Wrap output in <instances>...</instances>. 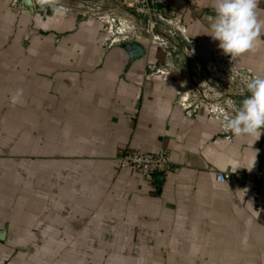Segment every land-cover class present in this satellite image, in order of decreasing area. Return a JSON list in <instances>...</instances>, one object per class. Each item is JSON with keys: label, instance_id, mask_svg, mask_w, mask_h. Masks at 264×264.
<instances>
[{"label": "crops", "instance_id": "0c3cea01", "mask_svg": "<svg viewBox=\"0 0 264 264\" xmlns=\"http://www.w3.org/2000/svg\"><path fill=\"white\" fill-rule=\"evenodd\" d=\"M213 3L153 15L126 0H0V264H264L253 184L216 175L256 172L264 130L254 142L224 128L250 93L226 95L245 75L210 67L225 55L206 34ZM256 10L264 20V0ZM259 39L233 58L241 73L264 77ZM125 41L145 55L129 63ZM161 148L159 194L119 155Z\"/></svg>", "mask_w": 264, "mask_h": 264}, {"label": "clouds", "instance_id": "9594fccd", "mask_svg": "<svg viewBox=\"0 0 264 264\" xmlns=\"http://www.w3.org/2000/svg\"><path fill=\"white\" fill-rule=\"evenodd\" d=\"M46 0H41L45 3ZM258 0H214V16L209 17L206 33L219 41V48L231 58L253 53L260 46V35L264 20L257 15ZM250 93L239 108L226 115L224 128L236 137H254L258 140L264 130V77L256 76L246 83ZM24 90H15L10 95V104L23 102ZM255 164V159L252 166Z\"/></svg>", "mask_w": 264, "mask_h": 264}, {"label": "built area", "instance_id": "2783aa9c", "mask_svg": "<svg viewBox=\"0 0 264 264\" xmlns=\"http://www.w3.org/2000/svg\"><path fill=\"white\" fill-rule=\"evenodd\" d=\"M175 0H126V4L136 11H150L154 15L162 8L173 6ZM156 29V22L154 18H150L148 24V31L154 33ZM121 41V40H119ZM210 67L217 70H227L235 77L240 74L245 75V80L250 81L254 78L253 75L241 73L238 69L233 67V58L222 54H216L209 61ZM195 81L196 78H195ZM226 95H244L247 89L242 86H237L233 83H226L224 85ZM119 163L122 169H131L147 178H154L156 172H164L168 174L172 170V160L170 153L161 148L158 152H146L138 149H128L119 155ZM217 179L221 182H238L245 177L249 180L255 189L257 199L264 205V156L260 161V165L256 172L244 171L238 173H222L218 172Z\"/></svg>", "mask_w": 264, "mask_h": 264}, {"label": "water", "instance_id": "95a60500", "mask_svg": "<svg viewBox=\"0 0 264 264\" xmlns=\"http://www.w3.org/2000/svg\"><path fill=\"white\" fill-rule=\"evenodd\" d=\"M122 47L129 55V63H133L134 61L142 58L146 53L145 48L135 41H125L122 43ZM154 181L156 183L158 193L161 194L166 182V174L164 172H156L154 174Z\"/></svg>", "mask_w": 264, "mask_h": 264}]
</instances>
